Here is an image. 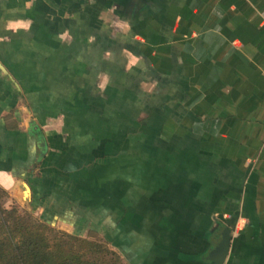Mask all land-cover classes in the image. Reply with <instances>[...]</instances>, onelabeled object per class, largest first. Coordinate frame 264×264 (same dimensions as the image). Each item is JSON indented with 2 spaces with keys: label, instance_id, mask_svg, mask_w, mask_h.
<instances>
[{
  "label": "crops",
  "instance_id": "crops-1",
  "mask_svg": "<svg viewBox=\"0 0 264 264\" xmlns=\"http://www.w3.org/2000/svg\"><path fill=\"white\" fill-rule=\"evenodd\" d=\"M0 186L125 264H264V0H0Z\"/></svg>",
  "mask_w": 264,
  "mask_h": 264
},
{
  "label": "trees",
  "instance_id": "trees-1",
  "mask_svg": "<svg viewBox=\"0 0 264 264\" xmlns=\"http://www.w3.org/2000/svg\"><path fill=\"white\" fill-rule=\"evenodd\" d=\"M52 226L0 205V264H123L106 244Z\"/></svg>",
  "mask_w": 264,
  "mask_h": 264
},
{
  "label": "rangeland",
  "instance_id": "rangeland-1",
  "mask_svg": "<svg viewBox=\"0 0 264 264\" xmlns=\"http://www.w3.org/2000/svg\"><path fill=\"white\" fill-rule=\"evenodd\" d=\"M0 189H4L6 191V193H1L0 192V205H2L5 209L7 210H11L15 207L18 208L19 213L21 214H31L33 217H35L36 219L42 221L40 219V214L39 213H34L31 211L28 202L26 201L25 196H21L23 200H20V196H13L11 193V191H7L5 188H3L2 186H0ZM27 196V194H26ZM53 228L62 231V232H66L68 234H78L81 238L86 239L88 241H99L101 243L106 244V246L117 252V250H115L112 246L111 243L106 242L105 240H103V238L101 237V234L98 233L96 230L92 229L90 226V228L88 227L87 229L84 227L83 230L81 231V228H73L72 226H69L68 224H64L61 223L60 221H56L55 224H53L52 226ZM118 253V252H117ZM122 258V257H121ZM123 264L124 261L122 259Z\"/></svg>",
  "mask_w": 264,
  "mask_h": 264
},
{
  "label": "water",
  "instance_id": "water-1",
  "mask_svg": "<svg viewBox=\"0 0 264 264\" xmlns=\"http://www.w3.org/2000/svg\"><path fill=\"white\" fill-rule=\"evenodd\" d=\"M230 242L231 234L229 231H225L222 235L216 231L212 239L213 249L209 252V258L217 264H223L229 252Z\"/></svg>",
  "mask_w": 264,
  "mask_h": 264
}]
</instances>
